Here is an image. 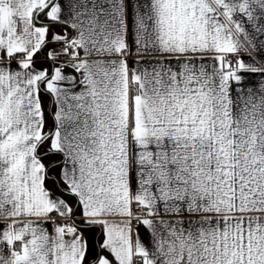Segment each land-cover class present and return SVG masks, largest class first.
<instances>
[{"label": "snow or ice", "instance_id": "obj_1", "mask_svg": "<svg viewBox=\"0 0 264 264\" xmlns=\"http://www.w3.org/2000/svg\"><path fill=\"white\" fill-rule=\"evenodd\" d=\"M261 61L264 0H0V264H264Z\"/></svg>", "mask_w": 264, "mask_h": 264}, {"label": "crops", "instance_id": "obj_2", "mask_svg": "<svg viewBox=\"0 0 264 264\" xmlns=\"http://www.w3.org/2000/svg\"><path fill=\"white\" fill-rule=\"evenodd\" d=\"M244 58H245V60H250V59H251V57H250L247 53L244 54ZM135 59H136L135 56L131 57V58L129 59V64L132 65V66H135V65L133 64V61H134ZM37 62L40 63V61H37ZM253 62H256V61H253ZM172 63H173V65L175 66V63H176V62H175L174 60L172 61ZM262 64H264V61H261V62L258 64V66H260V65H262ZM244 75L250 77L248 80H246V83H247V84H255V85L259 86V83L261 82V78H260L259 74H247V73H245ZM44 99H45V104H46V106H47L48 103H49L48 98L45 97ZM2 224H3V221H0V226H2ZM48 230H49V232H51V228H50V227H49ZM99 231L102 233L101 228H100ZM140 235H141V238H142L143 240H145V242H147V236H146V234H145V232H144V230H143L142 228H141V230H140ZM94 236H95V231H94V229H90V230H88L89 242H90V244H91L93 247L95 246ZM100 237H101V236H100ZM99 239H100V238H99Z\"/></svg>", "mask_w": 264, "mask_h": 264}, {"label": "trees", "instance_id": "obj_3", "mask_svg": "<svg viewBox=\"0 0 264 264\" xmlns=\"http://www.w3.org/2000/svg\"><path fill=\"white\" fill-rule=\"evenodd\" d=\"M94 231H95V236H94V242L96 244L97 240L100 238L101 236V232L99 231L100 230V227H96V228H93Z\"/></svg>", "mask_w": 264, "mask_h": 264}]
</instances>
